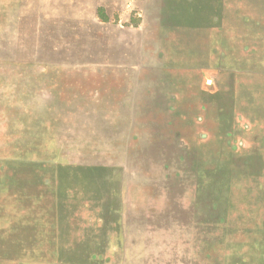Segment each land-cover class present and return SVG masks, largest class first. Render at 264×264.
I'll use <instances>...</instances> for the list:
<instances>
[{"label": "rangeland", "instance_id": "rangeland-1", "mask_svg": "<svg viewBox=\"0 0 264 264\" xmlns=\"http://www.w3.org/2000/svg\"><path fill=\"white\" fill-rule=\"evenodd\" d=\"M3 245L264 264V0H0Z\"/></svg>", "mask_w": 264, "mask_h": 264}, {"label": "trees", "instance_id": "trees-1", "mask_svg": "<svg viewBox=\"0 0 264 264\" xmlns=\"http://www.w3.org/2000/svg\"><path fill=\"white\" fill-rule=\"evenodd\" d=\"M103 19H105V18L103 17ZM4 250L5 249H4V245H3V249L0 248V258H4V260H6V261H10V260L15 258V257H13L11 251H4Z\"/></svg>", "mask_w": 264, "mask_h": 264}]
</instances>
